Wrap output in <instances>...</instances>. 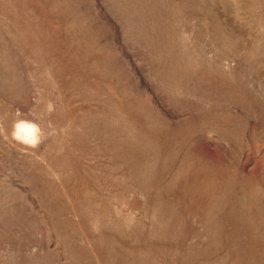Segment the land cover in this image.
I'll return each instance as SVG.
<instances>
[{"label":"rangeland","instance_id":"374dc122","mask_svg":"<svg viewBox=\"0 0 264 264\" xmlns=\"http://www.w3.org/2000/svg\"><path fill=\"white\" fill-rule=\"evenodd\" d=\"M0 264H264V0H0Z\"/></svg>","mask_w":264,"mask_h":264}]
</instances>
